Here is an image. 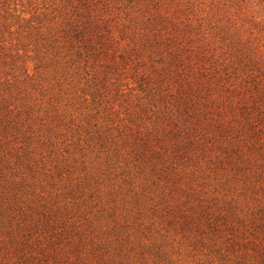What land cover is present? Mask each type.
Segmentation results:
<instances>
[{"label":"rangeland","instance_id":"374dc122","mask_svg":"<svg viewBox=\"0 0 264 264\" xmlns=\"http://www.w3.org/2000/svg\"><path fill=\"white\" fill-rule=\"evenodd\" d=\"M0 264H264V0H0Z\"/></svg>","mask_w":264,"mask_h":264}]
</instances>
